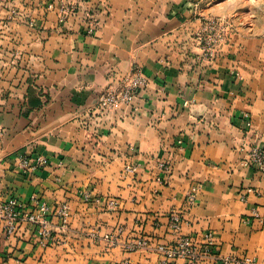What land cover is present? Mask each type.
<instances>
[{
  "label": "crops",
  "instance_id": "1",
  "mask_svg": "<svg viewBox=\"0 0 264 264\" xmlns=\"http://www.w3.org/2000/svg\"><path fill=\"white\" fill-rule=\"evenodd\" d=\"M208 18L226 23L211 46ZM136 69L142 88L99 114L100 96ZM254 148L264 0H0V200L67 212L65 228L52 217V239L0 224V264H162L160 244L205 232L221 255L264 264ZM37 156L47 164L33 167ZM140 235L146 247L125 249Z\"/></svg>",
  "mask_w": 264,
  "mask_h": 264
},
{
  "label": "built area",
  "instance_id": "2",
  "mask_svg": "<svg viewBox=\"0 0 264 264\" xmlns=\"http://www.w3.org/2000/svg\"><path fill=\"white\" fill-rule=\"evenodd\" d=\"M207 35L205 38L206 45L211 46L217 43L221 34H223L226 23L220 18H208ZM139 70L134 71L131 85L127 86L119 94L108 92L100 96L95 110L99 114H104L118 101L128 102L141 85L144 77L141 76ZM247 162L254 165L260 170H264V149H251ZM47 164V159L43 156H37L33 167H41ZM129 167H127L128 169ZM198 186L194 185L190 188L186 195L187 203L191 204L196 198ZM88 197V196H87ZM106 206L110 209L117 205L115 199L108 198ZM47 206L41 201H34L32 205H28L20 201L16 197H10L6 200H0V224L3 231L7 235H14L19 230L20 226L25 225L34 230V233L42 239L53 238L52 217H56L59 221V227L65 228L67 225V212L64 206L56 208L51 216L47 213ZM53 215V216H52ZM180 216L171 212L169 215V226L172 230L180 229ZM122 227L118 228L121 231ZM213 235L211 232H205L201 236L196 235H180L174 242L160 244L158 250L162 255V264H171L174 259L181 258L184 264H257V261L247 254L241 256H223L214 249ZM115 241V238H110ZM148 245V239L143 236H137L130 241L124 243L127 250H136L144 248Z\"/></svg>",
  "mask_w": 264,
  "mask_h": 264
}]
</instances>
